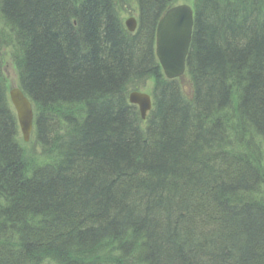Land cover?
Instances as JSON below:
<instances>
[{
    "label": "trees",
    "instance_id": "obj_1",
    "mask_svg": "<svg viewBox=\"0 0 264 264\" xmlns=\"http://www.w3.org/2000/svg\"><path fill=\"white\" fill-rule=\"evenodd\" d=\"M173 2L0 0V264H264V0H191L182 81L154 55Z\"/></svg>",
    "mask_w": 264,
    "mask_h": 264
},
{
    "label": "water",
    "instance_id": "obj_2",
    "mask_svg": "<svg viewBox=\"0 0 264 264\" xmlns=\"http://www.w3.org/2000/svg\"><path fill=\"white\" fill-rule=\"evenodd\" d=\"M126 26L134 31L135 21L129 19ZM192 30L191 12L186 7L168 11L156 28V56L167 79L180 77L185 68ZM10 101L15 109L18 125L25 142L29 141L32 131V108L22 93L14 88L9 92ZM129 102L139 106L141 118L151 110L148 96L133 93Z\"/></svg>",
    "mask_w": 264,
    "mask_h": 264
},
{
    "label": "rangeland",
    "instance_id": "obj_3",
    "mask_svg": "<svg viewBox=\"0 0 264 264\" xmlns=\"http://www.w3.org/2000/svg\"><path fill=\"white\" fill-rule=\"evenodd\" d=\"M8 66H7V62H3V60H2V67L1 68L3 70L7 71V75H6L8 77L7 78V81H8L7 82V86L10 85L11 87L12 86L14 87L17 84V77H16V74H15L14 70L11 69L10 64H8Z\"/></svg>",
    "mask_w": 264,
    "mask_h": 264
},
{
    "label": "bare ground",
    "instance_id": "obj_4",
    "mask_svg": "<svg viewBox=\"0 0 264 264\" xmlns=\"http://www.w3.org/2000/svg\"><path fill=\"white\" fill-rule=\"evenodd\" d=\"M154 48H156V44L154 45ZM18 129H19V127H18Z\"/></svg>",
    "mask_w": 264,
    "mask_h": 264
}]
</instances>
